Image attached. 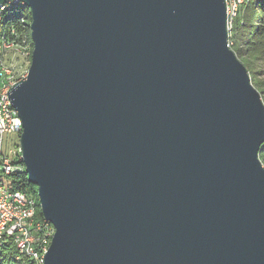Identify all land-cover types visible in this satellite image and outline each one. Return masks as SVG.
Masks as SVG:
<instances>
[{
    "label": "water",
    "instance_id": "1",
    "mask_svg": "<svg viewBox=\"0 0 264 264\" xmlns=\"http://www.w3.org/2000/svg\"><path fill=\"white\" fill-rule=\"evenodd\" d=\"M10 2L32 13L10 98L44 264H264V102L226 0Z\"/></svg>",
    "mask_w": 264,
    "mask_h": 264
},
{
    "label": "built area",
    "instance_id": "2",
    "mask_svg": "<svg viewBox=\"0 0 264 264\" xmlns=\"http://www.w3.org/2000/svg\"><path fill=\"white\" fill-rule=\"evenodd\" d=\"M244 2L226 0L230 31ZM18 5L23 4L10 2L0 7V247L12 243L18 257L27 256L36 264H44L55 228L43 214L42 217L39 215V197L20 189L17 184L23 164L20 145L15 143L14 148L6 146V135L17 134L20 137L23 132V122L13 107L10 92L17 82L27 78L28 56L33 53L26 40L19 43L7 38L8 25L4 21V13ZM11 33L15 34V29Z\"/></svg>",
    "mask_w": 264,
    "mask_h": 264
},
{
    "label": "trees",
    "instance_id": "3",
    "mask_svg": "<svg viewBox=\"0 0 264 264\" xmlns=\"http://www.w3.org/2000/svg\"><path fill=\"white\" fill-rule=\"evenodd\" d=\"M31 15V10L25 5L13 6L4 13V21L8 25L7 38L19 43L26 40L33 49L30 36ZM12 29H15V34L11 33ZM229 44L230 48L243 58V64L247 69L254 73L251 68L253 63L264 60V0H245L233 20ZM28 60H32V53L28 56ZM252 83L256 88L259 87V81L256 79L252 80ZM259 158L264 165V144L259 151ZM21 168L17 176L19 188L37 197V187L28 181L24 173L25 165L21 164ZM39 215L42 217L41 210ZM18 256V251L12 243L0 247V264H36L27 256Z\"/></svg>",
    "mask_w": 264,
    "mask_h": 264
},
{
    "label": "rangeland",
    "instance_id": "4",
    "mask_svg": "<svg viewBox=\"0 0 264 264\" xmlns=\"http://www.w3.org/2000/svg\"><path fill=\"white\" fill-rule=\"evenodd\" d=\"M30 36H31V30H30ZM237 56L241 60V62L243 63V58H241L239 55H237ZM30 64H31V61L27 62L28 67L30 66ZM251 68L254 71V73H253L248 69V72L251 76V81L254 79L259 81V87L257 89L260 92L262 100L264 102V60L263 61L260 60L258 62L255 61L253 63V65L251 66ZM6 141H7L6 146H8L10 148H14L15 143H16V145L20 144V137L17 134L6 135Z\"/></svg>",
    "mask_w": 264,
    "mask_h": 264
}]
</instances>
